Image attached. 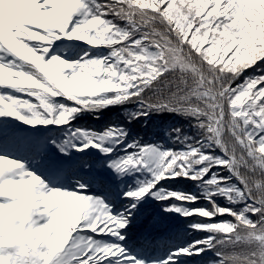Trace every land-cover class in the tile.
Here are the masks:
<instances>
[{
	"label": "clouds",
	"instance_id": "clouds-1",
	"mask_svg": "<svg viewBox=\"0 0 264 264\" xmlns=\"http://www.w3.org/2000/svg\"><path fill=\"white\" fill-rule=\"evenodd\" d=\"M163 3L54 0L38 20L0 37L19 60V71L5 72L0 63V84L37 98H13L32 125L68 124L83 112L99 118L103 109L121 106L126 123L99 133L76 129L78 147L113 153L123 144V154L109 161L117 179L146 173L124 195L171 201L166 210L192 218L196 238L176 252H208L205 264H264V74L257 75L264 72V0H227L216 11L219 0H172L161 10ZM152 114H175L183 123L159 122L153 135L163 137L154 143H142V133L130 137L128 124L145 118L148 125ZM23 164L0 158V177L9 170L0 196L10 201L0 203L9 209L0 233L12 239L6 249L0 240V264H42L49 250L63 264H95L97 253L100 259L126 250L93 235L124 239L119 229L127 221L103 195L82 191L83 183L54 187L20 171ZM176 178L195 185L160 186ZM169 260L179 257L169 254L160 264Z\"/></svg>",
	"mask_w": 264,
	"mask_h": 264
},
{
	"label": "trees",
	"instance_id": "trees-1",
	"mask_svg": "<svg viewBox=\"0 0 264 264\" xmlns=\"http://www.w3.org/2000/svg\"><path fill=\"white\" fill-rule=\"evenodd\" d=\"M225 3L226 0H219L214 11L220 10L221 5ZM71 47L72 45H63L61 50L67 51ZM5 55H7L9 59L12 58V54L9 52L5 53ZM3 91H11L16 95L20 94L18 90L9 87H5ZM85 91L87 90L85 89ZM21 95H24V98H30L27 94ZM31 99L34 103H38L36 98ZM54 99L61 102H68L64 97H56ZM13 117L18 118L15 116ZM142 119L145 118H137L128 124V127L131 129L130 137L134 138L141 133L143 134L142 143H154L156 139L163 137V133L159 131L153 135V129L159 127V122L180 121L183 123V121L180 120V117L175 114H152L147 118L149 120L148 125L144 126H142ZM117 121L120 123H126L127 118L124 116L123 108L119 105H114L103 109L99 118L90 112H83L78 114L76 118L68 124H38V127L48 136L53 144L60 146L58 147L59 149H62L61 146H63V149L68 151V148H66L64 144L67 142L70 129L73 131H76V129H90L99 133L103 132L110 124L116 123ZM6 123H8V121L0 116V124L4 125ZM20 138L21 136L17 135L14 130L8 133L0 130V146L13 143L14 149H16L19 145ZM92 147L93 146L90 145L89 147L84 148V150L79 152L76 157L66 165L61 180V187L75 189L81 183L86 184L88 187L82 189V191L107 197L106 200L112 205L114 212L127 211L130 213V223L126 227V234L124 239L118 241V243L126 247L127 251L133 256H137L141 260H146L149 256L155 255L158 258L157 264H160L162 260L166 259L169 253L174 257L178 256L179 253L176 252L175 249L178 246H185L196 238L197 234H194L189 227L192 218L183 217L179 213L166 210V202L158 200L150 194L139 200V203L136 205L138 211H134L129 207V202L135 201V198L125 196L124 192L129 190V186L136 187L138 184L137 178L143 180L146 173H127L123 177L117 179V174L108 164L106 157L115 159L116 156L122 155L125 151L123 144L117 146L119 151L114 150L113 153L109 154L92 152ZM134 150L135 149L133 148L127 149V151ZM21 155L39 170L46 169L51 163L48 151L44 150L37 152L34 141L27 144ZM101 164H103V168H100ZM98 169L101 170L105 176L109 177V183L103 188L99 187L92 179ZM40 176L45 180L43 175ZM194 185V181L186 178H176L174 180L160 182L161 187H171L184 190H192ZM201 203L203 202L201 201ZM8 210L7 207L0 209V219L7 217ZM154 218L156 219L153 222ZM94 235L96 236V239L105 241L114 240V237L106 236V234L103 233ZM208 255V252L200 254L193 252L190 255L183 253L182 256L184 257H181L182 259L172 260L170 264H205ZM146 264L151 263L147 262Z\"/></svg>",
	"mask_w": 264,
	"mask_h": 264
},
{
	"label": "rangeland",
	"instance_id": "rangeland-1",
	"mask_svg": "<svg viewBox=\"0 0 264 264\" xmlns=\"http://www.w3.org/2000/svg\"><path fill=\"white\" fill-rule=\"evenodd\" d=\"M14 3L16 4V8L13 6L7 7L4 12L0 14V37L10 35V30L15 26L24 23L35 22L39 19V8L34 7L33 0H14ZM21 4H24V7H21ZM77 43L83 44V42ZM67 45L70 46L71 44ZM3 116L11 120V123L6 126L0 125V128L8 129V127L13 126L14 130L19 135H21L22 139H20L19 147L15 152L11 147H7L4 149L0 148V154L23 161L27 170L37 173L38 170L36 169L35 165H32V163L25 161V159H23V156L20 157L21 155H19V152H22L24 150L27 143L36 138L37 151L47 150L48 155L51 158V164L49 165L47 170L44 171L46 173L47 182L51 183L54 187H60V184L58 182L63 176V171L66 165L71 160H73L79 152L84 150V148L78 147V145L82 144L83 141L75 138L73 134L76 131H73L72 129H70L69 131L67 142L64 144V146L68 147L67 151L66 149H59V145L52 144L51 140L47 135L43 133V131L37 126V124L32 125L24 120H13L9 114H5ZM91 151L98 154H105L101 149L94 146L91 148ZM17 174L19 173L17 172ZM54 176L56 178H54ZM106 236H109V234H107ZM182 254L183 253H179L178 257H184L182 256ZM143 261L144 264H146L147 262L151 264H157L158 258L155 255H151Z\"/></svg>",
	"mask_w": 264,
	"mask_h": 264
},
{
	"label": "snow or ice",
	"instance_id": "snow-or-ice-1",
	"mask_svg": "<svg viewBox=\"0 0 264 264\" xmlns=\"http://www.w3.org/2000/svg\"><path fill=\"white\" fill-rule=\"evenodd\" d=\"M226 2H227V0H226ZM33 3H34V7L39 8V14L42 15L46 11L53 9L54 0H48V3H45V0H33ZM171 3H172V0H164V3L161 5V10L168 8L169 4H171ZM15 30H16V28H12L10 31L14 32ZM5 53H8L6 51V46L3 44H0V63L5 65V72H7L8 68H16V70L19 71V68H17V65L19 64V60L13 56L11 59H9V57L7 55H5ZM10 61H15V63H9ZM262 63H264V62H262ZM260 74H264V72L259 73L257 75H260ZM14 82L15 81H13V83ZM259 86L264 87V83H262ZM5 87L15 89V88L10 87L9 84H0V97H2L3 101H4L3 103H0V116H3L5 114H10L12 116L18 117L20 120H24L25 117L21 114V112L16 107V104L18 103V101H15L13 98H22L25 100H31L33 102V100L31 98H36V97L30 95L29 92L19 91V93H20L19 95L13 94V92H11V91L5 92V91H3V89ZM15 90H17V89H15ZM21 94H27L30 98H24V95H21ZM36 100H37V98H36ZM38 103H39V101H38ZM28 123L33 124V123H36V121H29ZM97 142H99V141H97ZM61 147L63 149V146H61ZM105 154H109V153H105ZM0 158H3L4 162L6 164L12 163V162L17 160V159L10 158L9 156L3 155V154H0ZM106 159H107L108 164L112 167V165L109 163V161H111L113 159H110L108 157H106ZM100 168H103V164L100 165ZM20 171L27 172L26 166L24 164L21 166ZM8 172H9V170L5 169V173H6L5 176L0 177V179L8 178V175H7ZM11 178L19 179V175H14ZM25 178H27V177H25ZM92 179L101 188H103L105 185H107L109 183V177L105 176L103 174V172L99 169L95 172ZM133 195H136V194H133ZM105 199H107V197H105ZM165 202L170 203L171 201H165ZM0 203L7 205L10 203V201L7 197L0 196ZM137 203H139V202L130 201L129 207L132 208L134 211H138L136 208ZM130 205H134V206H130ZM112 210H113V208H112ZM116 213L118 216L121 217L122 220L127 221V226H128L130 223L129 217L131 214L128 213L127 211L116 212ZM155 219L156 218L153 219V222L155 221ZM126 227L119 229L120 235L125 236ZM109 236L114 237V240L111 241L113 244H120V243H118V241H121L119 236H112L111 234H109ZM0 240L5 241V243L2 246L5 249L7 247H9L12 243V239L9 236V232L7 230L4 231L3 233H0ZM182 247L183 246H178L176 249H179ZM197 247H199V245H197ZM124 249H126V247H124ZM169 254H171V253H169ZM88 255H92V253L89 252ZM97 257H103V253H97L96 256H93V260L95 261V264H117V262H119V264H137V261H140V264H144L143 260L139 259L137 256H133L130 252L127 251V249L121 250L120 255L117 257H113L111 255L107 256L106 258H100V259H97ZM109 258H111V259H109ZM79 259H87V256H80ZM179 259H182V258L179 257ZM171 261L172 260H169L168 264H170ZM42 264H63V262L59 260L57 255L53 254L49 250L45 255V259L42 261ZM73 264H75V262H73ZM89 264H93V261H89Z\"/></svg>",
	"mask_w": 264,
	"mask_h": 264
},
{
	"label": "bare ground",
	"instance_id": "bare-ground-1",
	"mask_svg": "<svg viewBox=\"0 0 264 264\" xmlns=\"http://www.w3.org/2000/svg\"><path fill=\"white\" fill-rule=\"evenodd\" d=\"M11 4H14V0H8V1L0 0V14H2L4 10L7 8V6H10Z\"/></svg>",
	"mask_w": 264,
	"mask_h": 264
}]
</instances>
